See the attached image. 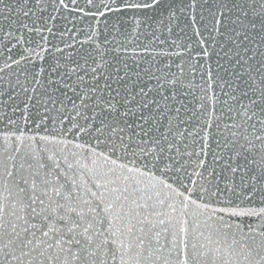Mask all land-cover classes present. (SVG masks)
<instances>
[{"label":"snow or ice","instance_id":"1","mask_svg":"<svg viewBox=\"0 0 264 264\" xmlns=\"http://www.w3.org/2000/svg\"><path fill=\"white\" fill-rule=\"evenodd\" d=\"M0 264H264V0H0Z\"/></svg>","mask_w":264,"mask_h":264}]
</instances>
